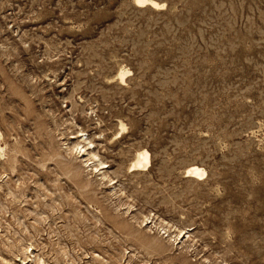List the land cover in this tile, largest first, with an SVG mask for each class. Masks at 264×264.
I'll list each match as a JSON object with an SVG mask.
<instances>
[{
  "label": "rangeland",
  "instance_id": "rangeland-1",
  "mask_svg": "<svg viewBox=\"0 0 264 264\" xmlns=\"http://www.w3.org/2000/svg\"><path fill=\"white\" fill-rule=\"evenodd\" d=\"M153 1L0 0V264H264V0Z\"/></svg>",
  "mask_w": 264,
  "mask_h": 264
},
{
  "label": "bare ground",
  "instance_id": "bare-ground-1",
  "mask_svg": "<svg viewBox=\"0 0 264 264\" xmlns=\"http://www.w3.org/2000/svg\"><path fill=\"white\" fill-rule=\"evenodd\" d=\"M135 4L137 6H144V5H148L150 6L151 8H158L160 6V4H157L156 2H154L153 0H134ZM127 74L126 71H123L121 70L119 73H118V78L120 81H123V78L125 77V75ZM66 123V122H65ZM120 129L122 131L125 130V126L124 124H121L120 123ZM60 136V135H59ZM84 136V133L80 132V131H77V133H74L69 139H74V140H77V142H75L70 148H68V151L70 153H75V154H80L81 157H84V164L86 166H90V168L93 170L94 169V172H98L99 173V176H100V179L101 180H104V179H107L108 182L111 183V186L114 185V182L111 181V179H109L105 172H101V170L105 169L104 168V164L103 162L100 161L99 157L97 154H95L93 148H92V144L91 142L85 138H83ZM83 143V144H82ZM92 148V149H91ZM135 156L134 158L132 159V161L130 162L129 164V169L130 171L132 172H136V171H145V169H147L148 167V164H149V158H150V155L148 152H146L145 150H137L135 151ZM0 153H2V149L0 148ZM80 159V158H79ZM7 163V162H6ZM87 172V171H86ZM94 175V174H93ZM205 176V171L198 167V166H192V167H189L185 170V177L187 178H191V179H199V178H202ZM117 184V183H116ZM113 188V186H112ZM114 189V188H113ZM112 189V192L114 193V190ZM111 192V191H109ZM113 195V194H112ZM128 207V206H127ZM126 207V208H127ZM129 209V208H128ZM38 214V213H37ZM149 219V217H148ZM141 222H139V225ZM151 224V222L149 223ZM165 234V233H163ZM181 234V233H180ZM167 235V234H166ZM171 235V234H170ZM186 236V235H185ZM171 237V236H169ZM176 237V236H175ZM181 237V235H180ZM174 238V237H173ZM183 238V237H182ZM176 240V239H175ZM182 240V239H181ZM19 247V246H18ZM30 247V246H29ZM27 247V249L29 248ZM21 248V247H19ZM23 250V249H22ZM25 252V254H24ZM24 252H22L24 255V258L23 260H21V262L23 264H35V263H32V259L34 261V257L31 259L30 258V254L29 256L26 255V250L24 249ZM18 253V252H17ZM19 254V253H18ZM35 255V254H34ZM36 256V255H35ZM36 258V257H35ZM29 259V261H28ZM39 259V258H38ZM17 260V259H16ZM25 260H27L26 262H24ZM40 260H38L39 262ZM20 260H19V263H21ZM4 263V262H3ZM12 263V262H11ZM21 263V264H22ZM44 262L40 261L39 264H43ZM38 264V263H37Z\"/></svg>",
  "mask_w": 264,
  "mask_h": 264
}]
</instances>
